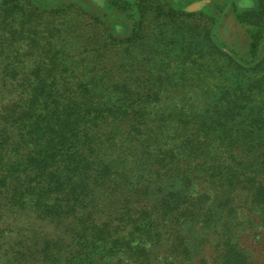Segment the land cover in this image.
Wrapping results in <instances>:
<instances>
[{"label":"trees","instance_id":"trees-1","mask_svg":"<svg viewBox=\"0 0 264 264\" xmlns=\"http://www.w3.org/2000/svg\"><path fill=\"white\" fill-rule=\"evenodd\" d=\"M106 1L139 14L109 49L55 11L0 21V264H264L263 27L244 65L141 66L145 3Z\"/></svg>","mask_w":264,"mask_h":264},{"label":"rangeland","instance_id":"rangeland-1","mask_svg":"<svg viewBox=\"0 0 264 264\" xmlns=\"http://www.w3.org/2000/svg\"><path fill=\"white\" fill-rule=\"evenodd\" d=\"M124 1L133 4L136 0ZM141 2L145 3L147 10L140 35L126 47L127 51L125 50L126 56L136 55L141 66L149 64L153 66L161 58L181 61L184 55L181 50L187 48L188 44L194 46L193 52L197 54L199 63L207 61L209 58L205 54L212 51L216 66H220L225 54L232 61L244 65V61L248 60L246 30L254 26L264 29V0H141ZM163 3L167 8H160ZM34 7L44 12L55 11L57 17L63 18L62 26L58 28L64 32V38L71 49L87 45L85 40L90 36L97 40L98 34L92 37L94 32H98L97 28H102L104 34L101 40L93 43L95 47L102 45L103 42H106L107 49L119 44L120 41L128 43L133 24L139 17L134 7H131L128 13H121L112 8L106 0H0V21L7 15L2 24L8 31L17 32L21 27L27 26L25 16L21 13ZM167 9L171 12L163 20L162 12ZM180 12L184 13L182 17L177 16ZM125 42L123 46L126 45ZM131 49L134 51H129ZM163 51L165 55L161 54ZM258 57L259 61L263 60L261 64L264 65V39L259 46ZM180 64L170 63L169 73Z\"/></svg>","mask_w":264,"mask_h":264}]
</instances>
